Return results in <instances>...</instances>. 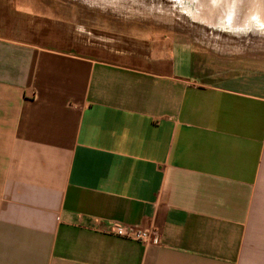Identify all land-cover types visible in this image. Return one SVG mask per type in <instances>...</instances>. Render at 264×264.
<instances>
[{
    "label": "crops",
    "instance_id": "1",
    "mask_svg": "<svg viewBox=\"0 0 264 264\" xmlns=\"http://www.w3.org/2000/svg\"><path fill=\"white\" fill-rule=\"evenodd\" d=\"M162 41L0 0V264H264V69Z\"/></svg>",
    "mask_w": 264,
    "mask_h": 264
},
{
    "label": "rangeland",
    "instance_id": "2",
    "mask_svg": "<svg viewBox=\"0 0 264 264\" xmlns=\"http://www.w3.org/2000/svg\"><path fill=\"white\" fill-rule=\"evenodd\" d=\"M31 1L37 10L47 8L50 16L87 31L188 43L194 74L206 86L247 87L249 76L263 75L264 7L253 0Z\"/></svg>",
    "mask_w": 264,
    "mask_h": 264
},
{
    "label": "built area",
    "instance_id": "3",
    "mask_svg": "<svg viewBox=\"0 0 264 264\" xmlns=\"http://www.w3.org/2000/svg\"><path fill=\"white\" fill-rule=\"evenodd\" d=\"M110 232L113 235H116L118 237L131 239V240L137 241L143 245H149L153 242H157V239L155 238L154 231L149 230V229L134 230V229L126 228L125 226H123L119 223H114L112 225V228L110 229Z\"/></svg>",
    "mask_w": 264,
    "mask_h": 264
},
{
    "label": "bare ground",
    "instance_id": "4",
    "mask_svg": "<svg viewBox=\"0 0 264 264\" xmlns=\"http://www.w3.org/2000/svg\"><path fill=\"white\" fill-rule=\"evenodd\" d=\"M254 4L258 5V6H263L264 7V4L262 3L261 0H253ZM181 10V9H180ZM196 19V18H195ZM202 21V20H201ZM233 29V28H232ZM238 29V28H237ZM229 30V29H228ZM241 30V29H240ZM264 30V29H262ZM264 32V31H263ZM258 33V32H257ZM256 34V33H255ZM262 36V35H261Z\"/></svg>",
    "mask_w": 264,
    "mask_h": 264
}]
</instances>
